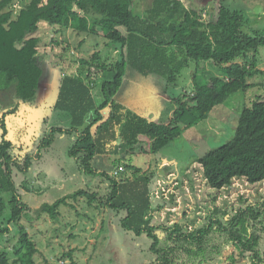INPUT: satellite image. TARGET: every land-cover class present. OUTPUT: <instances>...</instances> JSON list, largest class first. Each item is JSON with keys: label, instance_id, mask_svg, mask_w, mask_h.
Wrapping results in <instances>:
<instances>
[{"label": "trees", "instance_id": "obj_1", "mask_svg": "<svg viewBox=\"0 0 264 264\" xmlns=\"http://www.w3.org/2000/svg\"><path fill=\"white\" fill-rule=\"evenodd\" d=\"M146 1L0 0V219H4L8 206L11 209L8 220L0 225V236L9 240L13 229L19 233L12 249L15 260L2 251L0 264H38L36 242L22 224L23 218H30V208L21 191L44 194L28 177L57 134L73 137L70 157L85 178L99 177L98 187L104 190L80 189L52 204L45 203L38 211L39 217L48 215L57 221L62 206L85 197L89 207L108 210L112 220L119 218L123 232L147 236L157 264H220L229 247L235 249L225 260L230 264L241 260L264 264V195L243 201L235 211L216 207L206 223L190 231L180 223L171 224L168 216L164 220L154 216L166 206L173 208L176 194L171 195V201L163 196L156 198L159 177L127 163L140 153L159 154L187 131L208 121L212 112L234 95L264 86L263 82H253L264 77L259 68L264 33L254 29L248 32L249 21L224 0H213V11L205 14L182 0H151L142 8ZM44 25L60 32L67 29L104 36L119 58L109 64L98 51L90 58L67 61L69 47L56 55L53 63L62 78L52 112L66 116L70 126L52 127L41 138L37 151L22 160L9 138L8 117L18 115L23 105L37 103L45 77L40 55L43 40L37 33ZM51 43L61 45L56 38ZM68 62L73 66L66 71ZM209 63L220 76L204 77L203 81L199 75H206L204 65ZM191 64L195 66L194 88L191 93L171 98L175 109L166 122L151 120L116 99L129 69L144 78L157 79L166 93ZM261 98L245 106L233 140L196 161L214 192L230 188L236 181L251 186L264 182ZM99 156L112 159L113 172L94 168ZM120 168L124 171L116 176ZM185 171L178 173L183 175ZM18 175L23 178L18 179ZM72 254L65 253L62 258L73 259Z\"/></svg>", "mask_w": 264, "mask_h": 264}, {"label": "rangeland", "instance_id": "obj_2", "mask_svg": "<svg viewBox=\"0 0 264 264\" xmlns=\"http://www.w3.org/2000/svg\"><path fill=\"white\" fill-rule=\"evenodd\" d=\"M182 1L188 7L203 11L204 14L213 11V0ZM150 2L151 0L144 2L142 8L147 7ZM224 2L232 10L241 11L249 21L248 32L251 33L254 29L264 33V0H224ZM37 36L43 40L40 55L45 65V77L37 103L34 106L23 105L18 115L8 117L11 130L9 138L13 140L22 160L26 158L27 154L37 151L41 138L52 127L60 125L68 128L70 126L66 116L58 117L52 112V106L59 91V81L62 78V74L53 63L56 55L62 53L63 48L69 47L70 51L67 52L69 60L67 59V61H71L74 57L90 58L98 51L102 53L103 60L109 64L115 63L119 58L117 52L109 46V41L101 35L93 37L67 29L60 32L44 25ZM52 38L61 41V45H53ZM261 57L259 68L264 71V49H261ZM65 66V70L68 71L73 65L72 62H68ZM204 67L206 75H199L203 81L204 77L220 76L218 70L210 63ZM74 70L76 71L77 68ZM194 70L195 66L191 64L183 71L176 86L168 89L165 93L157 79L144 78L129 69L124 87L116 99L123 102L126 99V94H129V101L126 99V102L130 105L137 96L140 99L138 108L146 110L145 116L151 120L158 119L161 122H166L171 116L172 109H175L171 98L184 92H192ZM253 82L264 83V77L255 79ZM259 96L262 97L261 100L264 99V86L251 89L246 93L236 94L225 105L216 108L208 121L187 131L159 154L140 153L127 161L128 164L138 166L145 172H154L160 179L159 187H166V197L169 196L170 201L172 200L171 193L176 194L177 203L175 206L173 208L166 206L159 213L154 212L156 218L164 220L168 216L171 219V224L180 223L187 230L192 231L206 223L207 218L216 207L235 211L243 201L251 202L260 195H264V182L251 186L246 182L236 181L232 187L219 193L214 192L207 186L202 168L196 162L208 152L216 150L234 139L243 109L245 106L252 105L253 100ZM134 106L137 108L136 105ZM144 140L148 146V140ZM73 142V137L57 134L52 147L43 152L39 161H35L31 170L32 174H29L28 178L38 185L37 188L43 189L44 194L37 195L21 191L23 201L30 208V218H23L22 224L25 225L29 235L36 242L37 263L157 264L155 260L157 255L150 250L152 241L147 236H135L123 232L118 224L119 218L114 217L115 220H112L110 216L113 214L108 210H97L94 205L89 207L85 197L69 200V206L60 208V217L57 221L52 220L48 215L39 217L38 211L45 203L52 204L54 200L62 199L80 189L104 190V188L98 187L100 185L99 177L87 179L80 174L76 160L69 155V149ZM162 164H168V168ZM94 168L101 172H113V161L109 157H96ZM185 169V173L179 175L178 172ZM37 176L39 183H37ZM17 178L23 177L18 175ZM4 198L9 201V196L6 195ZM10 211V206H8L4 219H0V225L3 221L8 220ZM169 211L172 214L168 215ZM101 228H104L103 231ZM12 234L9 240H6L4 235L0 236V252H8L11 261L16 258L12 249L19 238L17 229H13ZM69 252L73 253V259H63V254ZM232 253H235V249L227 248L223 256L224 261L220 264H230L225 260ZM235 264L248 263L246 260H241Z\"/></svg>", "mask_w": 264, "mask_h": 264}, {"label": "crops", "instance_id": "obj_3", "mask_svg": "<svg viewBox=\"0 0 264 264\" xmlns=\"http://www.w3.org/2000/svg\"><path fill=\"white\" fill-rule=\"evenodd\" d=\"M135 81H136V79H135ZM128 95L129 94H126V99H127V101H129V98L130 97H128ZM136 98H134V101L133 102H131V104L129 105L127 102H126V99L125 100H123V102H121V103H123V104H125L127 107H129V108H132L133 110H135V111H137L138 113H140V114H146L145 113V111L146 110H143V109H139L138 107H140V99L137 97V96H135ZM125 101V102H124ZM134 105H136L137 106V108L134 106ZM145 108H147V107H145ZM143 112V113H142ZM162 165H165V164H162ZM161 165V166H162Z\"/></svg>", "mask_w": 264, "mask_h": 264}, {"label": "built area", "instance_id": "obj_4", "mask_svg": "<svg viewBox=\"0 0 264 264\" xmlns=\"http://www.w3.org/2000/svg\"><path fill=\"white\" fill-rule=\"evenodd\" d=\"M122 171H124L123 168H120L118 171L115 172V175H116V176L119 175ZM166 193H167V191H166V187H162V188L160 187V189H158V190L154 193V195H155L156 198H160L161 196H163L165 199H168L169 196L166 197V196H167ZM174 193H175V192H174ZM171 194H173V193H171ZM171 194H170V195H171Z\"/></svg>", "mask_w": 264, "mask_h": 264}]
</instances>
